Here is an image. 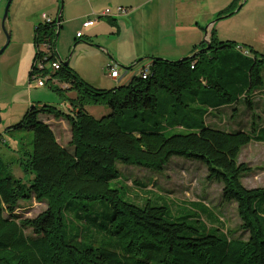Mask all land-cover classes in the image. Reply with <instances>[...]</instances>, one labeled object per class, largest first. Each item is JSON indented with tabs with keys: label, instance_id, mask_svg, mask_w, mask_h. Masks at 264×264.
<instances>
[{
	"label": "trees",
	"instance_id": "trees-1",
	"mask_svg": "<svg viewBox=\"0 0 264 264\" xmlns=\"http://www.w3.org/2000/svg\"><path fill=\"white\" fill-rule=\"evenodd\" d=\"M59 29L57 22L43 23L34 32L36 48L42 40L52 44L50 62L60 59ZM214 34L210 50L175 62L155 58L147 79L135 76L127 86L111 90L81 81L62 63L53 77L67 87L50 88L76 92L69 113L32 106L15 128L33 136L31 151L18 164L31 177L29 184L9 175L0 159V264H264V188L247 189L242 178L252 168L239 163L244 147L264 142V125L253 129L260 133L256 137L207 121L221 108L238 105H246L254 121V100L264 98V56L218 42ZM206 47L204 43L200 50ZM90 106H105L110 114L96 119ZM41 115L69 124L67 146ZM174 157L203 164L207 181L222 185V201L236 203L238 231L248 234L246 239L225 232L218 219L219 227H209L199 217H180L186 209L207 212L200 204L173 213L148 196L142 202L124 200L119 164L161 171ZM32 199L46 202L47 209L34 219L17 215L20 203ZM76 201L106 205L111 213L100 230L110 238L107 243L94 247L78 236L67 240L64 213ZM82 222L98 225L96 220Z\"/></svg>",
	"mask_w": 264,
	"mask_h": 264
},
{
	"label": "rangeland",
	"instance_id": "rangeland-1",
	"mask_svg": "<svg viewBox=\"0 0 264 264\" xmlns=\"http://www.w3.org/2000/svg\"><path fill=\"white\" fill-rule=\"evenodd\" d=\"M8 1L0 0V51L6 45L7 36H10V43L0 56V159L3 160L4 167L9 175L28 185L31 177L26 176L22 166L18 164L23 159V154L31 151L33 136L29 131L15 128L22 122L32 106L39 108L44 106L54 107L64 113H69L71 109L70 102L72 99L77 98V94L73 90L52 91L50 88L52 86L51 82L47 83L44 88H39L36 85L37 81H30V73L36 54L33 42L34 31L23 22V8L17 13L20 0L12 1L5 21ZM241 1L243 4H240L232 13L218 19L223 20L222 22L228 21L227 23L230 22L233 25L245 18H252L253 12L245 13L250 8L251 3L248 0ZM60 6L63 7V10L65 9L64 0H60ZM239 7L241 9L236 12ZM42 8H44L43 5ZM256 21L264 22V8L258 10ZM73 35L76 36L75 31L67 30L65 27L62 29L57 43L59 50L62 43L69 45ZM74 46L75 44L72 45L71 49L69 46L63 49L66 52L61 56L63 62L68 60L72 51L70 63L74 60L79 65L87 66L93 65V59L96 60L95 64L97 65L102 64L104 61L103 57L92 48L80 47L77 49V45L73 49ZM258 53L264 56V49L263 52ZM107 58L110 62L109 56ZM51 71L53 70L51 69ZM262 75L264 78V70ZM48 76L51 77V74ZM54 80L56 87L64 88L66 86L64 82L59 81L57 78H54ZM106 87L102 89H110ZM158 96L161 99L163 93H159ZM244 107L246 108V105H238L234 110L229 109L224 121H219L220 115L217 112H215L217 115L212 113L207 118L208 124L227 131L241 129L258 137L260 133L255 134L252 131L253 129L259 130V126L264 125V98L259 95L254 100L252 108L254 114L256 113L254 121H252L253 113L248 112ZM88 111L96 119H101L110 114V110L105 106H90ZM40 120L49 124L53 131L55 129L57 138L62 145H68L70 127L67 122L63 121L59 125H54V118L48 115H41ZM253 122H255L257 128L253 127ZM172 133L177 134L179 132ZM261 139L264 140V133H262ZM239 163H245L252 168V172L242 178V184L247 189L264 188V142L252 141L244 147L240 154ZM117 167L120 172V180L118 181L120 184L118 186L125 201L130 203H133V200L142 202L141 199L148 196L151 201L155 202V204L153 203L155 206L167 205L166 207L170 209L172 207L173 213L181 207H186V205L200 204L207 209V212H201L200 209H194L193 211L186 209L187 213L185 214L186 211H182L180 217H199L209 227L212 223L215 227H219V223L215 220L218 219L222 222L225 232H235L234 238L242 237L246 239L248 237V234L238 231L241 222L237 214L236 203L227 204L222 201V185L207 181V168L203 164L181 157H174L161 171L121 164ZM156 197L161 198L162 201L158 200L156 202ZM19 206L20 208L16 211V214L26 219H34L47 209L46 202H40L36 199L21 202ZM208 211L214 214L212 218L209 217ZM109 213L111 212L103 203L73 202L72 206L64 213L67 240L70 241L78 236L79 241L84 240L86 245L94 247H100L107 243L110 238L101 234L100 226L107 223ZM82 219L84 221L96 220L98 225L88 227L85 223H81ZM26 233L30 236L32 230L28 229Z\"/></svg>",
	"mask_w": 264,
	"mask_h": 264
},
{
	"label": "crops",
	"instance_id": "crops-1",
	"mask_svg": "<svg viewBox=\"0 0 264 264\" xmlns=\"http://www.w3.org/2000/svg\"><path fill=\"white\" fill-rule=\"evenodd\" d=\"M248 1L251 6L245 13L253 12V17L233 25L218 18L232 13L243 4L241 0H64L61 15L60 0H20L17 13L23 8V22L34 32L44 23V16L57 23L60 17V34L65 27L75 31L76 36L73 35L69 45L62 43L60 50L57 46L59 57L63 59L61 56L66 54L63 49L67 46L71 49L74 44L77 49L92 48L103 57L102 64H95L93 59V65L82 66L73 60L69 67L81 81L100 90L109 86L105 90H111L127 86L137 76L140 64L136 63L141 59L146 63L155 58L178 61L191 57L205 41H211L213 30L218 42L235 43L246 53L263 52L264 22L256 19L258 10L264 8V0ZM118 8H125L128 13L118 15ZM107 10L111 11L109 17L83 29L84 22ZM216 19V24L211 25ZM80 31L83 36L77 38ZM111 65L120 71L119 78L109 76ZM229 109L217 112L219 121L226 119ZM62 122L54 119V125Z\"/></svg>",
	"mask_w": 264,
	"mask_h": 264
},
{
	"label": "built area",
	"instance_id": "built-area-1",
	"mask_svg": "<svg viewBox=\"0 0 264 264\" xmlns=\"http://www.w3.org/2000/svg\"><path fill=\"white\" fill-rule=\"evenodd\" d=\"M128 13V10L125 8H118L117 9V14L118 15H126ZM111 15V11L107 10L104 12L102 15H95L94 20H88L84 22L83 24V29H88L94 24H96L100 19L109 17ZM53 21L46 18L44 16V23L49 24L52 23ZM83 32H78L77 33V38H82ZM54 48L50 41L48 40H42L36 48V53H37V58L34 61V67H33V73L32 76L30 77V81H37V87L39 88H44L47 86V83L51 82L52 85H55L54 83V77L53 74L54 72L58 71L61 69L62 62L60 59H57L55 61H48V59L53 55ZM151 62H146V63H141L140 68L138 70L137 76L142 77L143 79H147L150 76V67H151ZM51 69L53 71H51ZM108 73L109 76L113 79H117L120 76V71L118 70L117 67L111 65L108 67ZM51 74V77L48 75ZM65 86L64 88H66Z\"/></svg>",
	"mask_w": 264,
	"mask_h": 264
},
{
	"label": "water",
	"instance_id": "water-1",
	"mask_svg": "<svg viewBox=\"0 0 264 264\" xmlns=\"http://www.w3.org/2000/svg\"><path fill=\"white\" fill-rule=\"evenodd\" d=\"M12 1H13V0H9V1H8L7 7H6V12H5V21H6L7 17H8V13H9V9H10V6H11V4H12ZM240 9H241V7H239V8L236 10V12H238ZM62 10H63V7L61 6L60 15L62 14ZM236 12H235V13H236ZM60 21H61V18L59 17V18H58V23H57L58 25L61 23ZM217 21H218V19L215 20L214 22H212L211 25L216 24ZM3 24H4V22H3ZM4 28H5V27H4ZM57 35H58V38H59V36H60V29L58 30ZM7 37H8V38H7L6 45H5V46L3 47V49L0 51V56L4 53V51L7 49L8 45H9V43H10V36L8 35ZM86 44H87V43H86ZM205 44H206L207 47H206L204 50H199L198 52H196L195 54H193L191 57H195L196 55L201 54L203 51H207V50H210V49H211V41H205ZM74 48H75V46L73 47V49H74ZM72 54H73V51L71 52V55L69 56V58H68V60H67L66 62H63L62 59L60 58L61 62L63 63V65H64L65 67H68V66H69V63H70V59H71ZM142 62H143V60L141 59V60H139V61L136 63V65H139V64H141ZM0 122H1V118H0Z\"/></svg>",
	"mask_w": 264,
	"mask_h": 264
}]
</instances>
